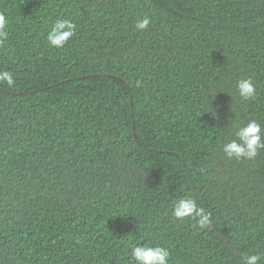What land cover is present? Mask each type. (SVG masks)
<instances>
[{"label":"trees","instance_id":"1","mask_svg":"<svg viewBox=\"0 0 264 264\" xmlns=\"http://www.w3.org/2000/svg\"><path fill=\"white\" fill-rule=\"evenodd\" d=\"M0 264H264V0H0ZM143 17V31L135 25ZM57 19L74 35L47 42ZM251 78L254 98L235 82ZM264 137V132H262ZM208 214L176 220L175 201Z\"/></svg>","mask_w":264,"mask_h":264},{"label":"clouds","instance_id":"2","mask_svg":"<svg viewBox=\"0 0 264 264\" xmlns=\"http://www.w3.org/2000/svg\"><path fill=\"white\" fill-rule=\"evenodd\" d=\"M150 20L148 17L141 18L135 27L143 31L148 27ZM8 21L3 14H0V42L7 38ZM75 25L69 19H57L47 33V42L54 48H61L74 35ZM0 82L9 86L13 85L14 80L10 72H0ZM235 88L238 96L242 100L254 98L255 85L251 78H242L235 82ZM262 128L256 120H249L247 123L235 126L232 136L226 143H222L220 150L228 159L251 160L255 159L259 150L264 149V137H262ZM171 215L176 220H183L186 217L195 218L198 226L203 228L209 224V218L206 211L197 206L192 198H182L174 202ZM132 264H169L170 251L168 248L160 245L151 246L148 244H137L131 247L129 253ZM260 260L259 255L247 256L243 264H257Z\"/></svg>","mask_w":264,"mask_h":264}]
</instances>
